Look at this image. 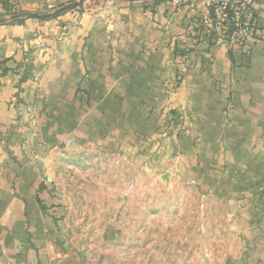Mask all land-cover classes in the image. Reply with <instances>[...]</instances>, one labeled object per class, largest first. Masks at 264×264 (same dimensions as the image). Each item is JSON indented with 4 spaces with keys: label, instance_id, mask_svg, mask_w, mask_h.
<instances>
[{
    "label": "crops",
    "instance_id": "0c3cea01",
    "mask_svg": "<svg viewBox=\"0 0 264 264\" xmlns=\"http://www.w3.org/2000/svg\"><path fill=\"white\" fill-rule=\"evenodd\" d=\"M14 1L6 15L0 0V260L48 263L46 160L73 145L180 159L264 264V9L247 48H227L193 39L212 0Z\"/></svg>",
    "mask_w": 264,
    "mask_h": 264
},
{
    "label": "rangeland",
    "instance_id": "374dc122",
    "mask_svg": "<svg viewBox=\"0 0 264 264\" xmlns=\"http://www.w3.org/2000/svg\"><path fill=\"white\" fill-rule=\"evenodd\" d=\"M18 6L13 0L6 15ZM67 147L46 160L55 208L47 264H253L230 209L197 187L180 159L140 147L128 154Z\"/></svg>",
    "mask_w": 264,
    "mask_h": 264
},
{
    "label": "built area",
    "instance_id": "2783aa9c",
    "mask_svg": "<svg viewBox=\"0 0 264 264\" xmlns=\"http://www.w3.org/2000/svg\"><path fill=\"white\" fill-rule=\"evenodd\" d=\"M176 7L187 0H172ZM256 6L264 9V0H214L200 16L196 35L214 46L247 48L256 30Z\"/></svg>",
    "mask_w": 264,
    "mask_h": 264
}]
</instances>
